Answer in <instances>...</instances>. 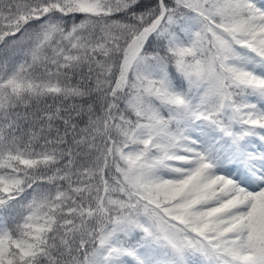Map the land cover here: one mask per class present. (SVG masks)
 Listing matches in <instances>:
<instances>
[{
    "label": "snow or ice",
    "instance_id": "obj_1",
    "mask_svg": "<svg viewBox=\"0 0 264 264\" xmlns=\"http://www.w3.org/2000/svg\"><path fill=\"white\" fill-rule=\"evenodd\" d=\"M0 264H264V0H0Z\"/></svg>",
    "mask_w": 264,
    "mask_h": 264
}]
</instances>
